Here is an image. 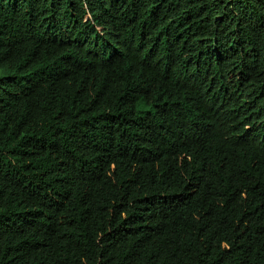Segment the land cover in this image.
<instances>
[{
  "label": "trees",
  "instance_id": "1",
  "mask_svg": "<svg viewBox=\"0 0 264 264\" xmlns=\"http://www.w3.org/2000/svg\"><path fill=\"white\" fill-rule=\"evenodd\" d=\"M0 264H264V0H0Z\"/></svg>",
  "mask_w": 264,
  "mask_h": 264
}]
</instances>
